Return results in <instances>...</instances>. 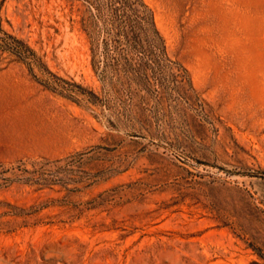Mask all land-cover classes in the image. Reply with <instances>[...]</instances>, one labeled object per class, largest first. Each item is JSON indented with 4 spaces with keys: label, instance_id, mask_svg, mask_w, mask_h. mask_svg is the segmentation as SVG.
Masks as SVG:
<instances>
[{
    "label": "rangeland",
    "instance_id": "1",
    "mask_svg": "<svg viewBox=\"0 0 264 264\" xmlns=\"http://www.w3.org/2000/svg\"><path fill=\"white\" fill-rule=\"evenodd\" d=\"M0 264H264V0H0Z\"/></svg>",
    "mask_w": 264,
    "mask_h": 264
}]
</instances>
